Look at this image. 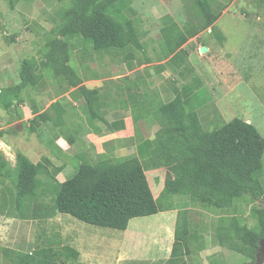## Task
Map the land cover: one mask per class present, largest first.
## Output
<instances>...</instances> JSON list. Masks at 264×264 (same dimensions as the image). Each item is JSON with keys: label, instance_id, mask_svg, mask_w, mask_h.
I'll list each match as a JSON object with an SVG mask.
<instances>
[{"label": "crops", "instance_id": "crops-1", "mask_svg": "<svg viewBox=\"0 0 264 264\" xmlns=\"http://www.w3.org/2000/svg\"><path fill=\"white\" fill-rule=\"evenodd\" d=\"M59 1L24 0L14 7L19 20L40 30L39 50L19 52L20 37L10 38L15 40L13 45L0 46V90L19 83V64L24 59L41 60L45 45L55 38L52 32L68 9ZM124 1L116 4L112 13L133 23L140 50L126 47L96 52L79 33H67L62 38L69 47L67 65L80 80L79 85L70 86L65 78L44 73L33 87L22 91L17 117L12 116L14 109L6 113L0 108V153L10 170L5 176L0 167L3 264H250V259L234 247L220 246L218 235L233 218L247 228L256 226L257 218L250 212L264 197V156L256 159L242 154L231 169L206 175L231 209L222 216L209 213L194 206L189 197H176L171 191L169 169L178 166L180 160L167 127L150 121L143 104L124 106V102L164 105L180 97L188 110L197 113L204 130L227 124L218 106L222 102L209 101L208 94L200 98L205 89L196 73L181 79L177 74L187 65H169L172 55L160 33L161 20L169 17L187 38L181 48L192 69L196 54L191 44L204 43L207 34L219 44L221 34L225 43L223 28L237 27L235 20L247 14L245 7L253 4L264 10V6L260 0ZM209 15L216 16L211 25ZM208 46L203 45L207 51ZM83 89L93 92L86 94L92 108ZM44 113L48 114L40 117ZM243 121L254 125L251 118ZM17 154L44 166L38 177V198L23 200V205L17 203L12 178ZM132 158H137L144 169L158 209L155 215L129 220L122 232H93L69 219L55 222L53 205L50 211L40 207L43 186L56 190L65 181L60 180L61 174L76 170L81 161L107 159L117 165ZM175 242L183 254L173 257Z\"/></svg>", "mask_w": 264, "mask_h": 264}, {"label": "trees", "instance_id": "trees-1", "mask_svg": "<svg viewBox=\"0 0 264 264\" xmlns=\"http://www.w3.org/2000/svg\"><path fill=\"white\" fill-rule=\"evenodd\" d=\"M20 1L24 0H10V8L14 9ZM70 1L72 5L54 28L52 33L55 38L45 45L41 60L37 62L35 58L24 59L19 64V83L0 90V108L6 113L14 109V114L11 115L17 117L16 108L23 103L22 91L33 87L44 73L52 78H65L70 86L79 85L80 80L74 78L67 65L69 47L62 40L67 33H79L90 42L96 52L126 47L142 48L133 23L117 19L112 13L116 4L122 0ZM260 1L264 6V0ZM208 19V24L211 25L216 16L209 15ZM161 23L163 27L160 33L168 54L172 55L168 63L177 68L186 64V68L177 74L179 78L185 79L193 74L187 64L186 51L181 48L187 38L169 17H164ZM174 33H178L177 39L174 38ZM223 40L220 34L219 42L222 44ZM193 80L200 86L196 77ZM82 91L85 95H93V92ZM86 97L88 107L92 108L90 97ZM127 104H143L150 121L167 127L180 160L178 166L169 169L173 194L176 197H189L194 206L209 213L218 212L221 216L230 214L231 209L206 175L231 169L242 154L261 159L264 156V138L257 129L242 119L234 118L220 127L204 130L197 113L188 110L180 97L164 105L124 102V106ZM1 134L2 132L0 136ZM0 167L5 176L9 175L8 164L1 153ZM42 168V164H32L24 155H16L12 178L16 185L18 204L23 200L38 198L41 188L38 177ZM52 205L56 213L69 215L90 226L119 232L126 229L129 220L155 215L158 211L144 169L137 158L117 165H111L107 159H99L94 163L81 161L73 175L58 184ZM250 213L257 218L254 228H247L233 218L228 228L220 230L218 244L234 247L250 259V264H254L258 241L264 233V197ZM182 254L180 245L175 242L172 256Z\"/></svg>", "mask_w": 264, "mask_h": 264}, {"label": "rangeland", "instance_id": "rangeland-1", "mask_svg": "<svg viewBox=\"0 0 264 264\" xmlns=\"http://www.w3.org/2000/svg\"><path fill=\"white\" fill-rule=\"evenodd\" d=\"M121 2L125 3L124 0ZM9 4L10 0H0V46L13 45L15 40L11 41L10 38L20 37L17 47L19 52L25 51L24 54L37 52L40 30L31 23H23L19 20ZM59 4L67 9L72 3L70 0H60ZM245 8L247 14L240 15L237 17L239 20H235L237 27L228 25L223 28L227 38L225 43L221 45L214 36L207 34L206 37L203 36L204 43L199 41L191 44L192 51L196 54L192 58V70L202 81L207 92L203 90L204 93H200V98H206L208 94L209 101L222 102L218 106L225 113L223 116L225 123L234 118L242 120L251 118L254 121L253 126L264 138V10L255 8L253 4L251 8ZM228 22L229 20L226 19V23ZM203 45H209L205 53L202 52ZM214 128L216 127L212 126L209 130ZM95 161L97 160L92 162ZM74 172L75 168L62 173L60 180L70 178ZM42 193L43 201L40 207L52 210L51 201L55 190L43 186ZM23 204L25 201H22L21 205ZM55 214V222L63 218L72 220L76 224H84L93 232L105 230L85 224L69 215ZM27 259L31 262L30 257ZM0 264H3L1 252Z\"/></svg>", "mask_w": 264, "mask_h": 264}, {"label": "water", "instance_id": "water-1", "mask_svg": "<svg viewBox=\"0 0 264 264\" xmlns=\"http://www.w3.org/2000/svg\"><path fill=\"white\" fill-rule=\"evenodd\" d=\"M202 49H205L204 47ZM264 261V233L258 242L254 264H262Z\"/></svg>", "mask_w": 264, "mask_h": 264}, {"label": "bare ground", "instance_id": "bare-ground-1", "mask_svg": "<svg viewBox=\"0 0 264 264\" xmlns=\"http://www.w3.org/2000/svg\"><path fill=\"white\" fill-rule=\"evenodd\" d=\"M206 51H207L206 49H202V52H204V53H205Z\"/></svg>", "mask_w": 264, "mask_h": 264}]
</instances>
